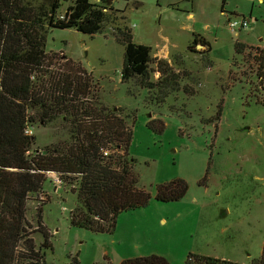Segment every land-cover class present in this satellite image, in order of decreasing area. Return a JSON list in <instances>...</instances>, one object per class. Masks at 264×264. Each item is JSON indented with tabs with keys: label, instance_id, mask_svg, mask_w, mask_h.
Wrapping results in <instances>:
<instances>
[{
	"label": "rangeland",
	"instance_id": "1",
	"mask_svg": "<svg viewBox=\"0 0 264 264\" xmlns=\"http://www.w3.org/2000/svg\"><path fill=\"white\" fill-rule=\"evenodd\" d=\"M51 1L22 3L41 13ZM89 1L106 8L103 28L93 36L41 21L46 42L43 65L31 76L32 98L39 103L62 94L56 90L63 80L87 77L86 97L75 102L114 109L131 126L133 173L150 199L119 213L113 231H88L69 223L77 200L71 187L60 183L54 190L56 175L46 174L43 191L26 200L25 237L12 264L37 263L43 235L51 243L43 250L45 264L73 258L79 264H120L150 255L184 264L189 253L256 263L264 239V107L256 104L261 92L254 64L233 57L235 42L264 47V0ZM72 2L61 0L56 18ZM228 19L248 20L247 27L232 33ZM118 27L129 29L137 45L150 46L156 62H168L177 75L175 90L121 83L124 46L113 35ZM150 67L156 81V63ZM40 115L37 108L27 109L32 121L24 132L34 137L31 150L71 138V115ZM150 119L163 123L161 133L150 129ZM175 180L187 185L183 198L155 199L157 185Z\"/></svg>",
	"mask_w": 264,
	"mask_h": 264
},
{
	"label": "trees",
	"instance_id": "2",
	"mask_svg": "<svg viewBox=\"0 0 264 264\" xmlns=\"http://www.w3.org/2000/svg\"><path fill=\"white\" fill-rule=\"evenodd\" d=\"M22 1L0 0V264L15 261L14 249L25 237L26 200L31 194L43 191L48 173L55 174L60 183L71 187L70 192L76 194L69 223L84 230L111 232L119 213L145 205L150 199L149 192L140 186L133 173L135 160L128 152L131 126L128 127L114 109L75 102L80 96L86 97L87 77L80 81L75 74L74 78L63 80L56 90L62 94H50V98L39 103L32 98L31 76L43 65L46 42L41 21L46 19L49 28H70L93 36L103 28L106 17L103 9L106 8L89 0H73L63 18L58 19L61 0H52L48 9L41 13L26 8ZM113 35L124 46L121 83L135 80L144 89L158 91L164 90L167 84L174 90L179 86L177 75L171 71L168 62H156L151 57V47L134 43L129 29L118 27ZM234 52V60L254 64L251 72L261 92L256 104L264 107V47L253 48L235 42ZM154 62L155 71L159 73L156 81L151 79L150 65ZM30 108H37L41 119L50 117L52 112L71 115V138L47 145L41 151L31 150L34 137L24 133L27 122L32 121L27 116ZM147 125L156 133L163 130V123L158 119H150ZM186 191V183L175 180L157 185L155 199L176 201L183 198ZM50 248L51 243L43 235L38 254L34 255L37 263L31 264H45L43 250ZM69 264H79V261L73 258ZM120 264L168 262L162 256L150 255L127 258ZM184 264L238 263L189 253ZM254 264H264V239L261 255Z\"/></svg>",
	"mask_w": 264,
	"mask_h": 264
},
{
	"label": "built area",
	"instance_id": "3",
	"mask_svg": "<svg viewBox=\"0 0 264 264\" xmlns=\"http://www.w3.org/2000/svg\"><path fill=\"white\" fill-rule=\"evenodd\" d=\"M63 17H60L62 19ZM247 21L245 19L237 20V19H228L227 20V28L230 32L234 33L237 32L240 29L247 27ZM26 131V130H25ZM25 133V132H24ZM27 133V132H26ZM25 133V134H26ZM105 154V153H104ZM49 174V173H48ZM52 179L54 180V190H56V186L60 185V180L56 176H52ZM40 199H42V195H39Z\"/></svg>",
	"mask_w": 264,
	"mask_h": 264
},
{
	"label": "crops",
	"instance_id": "4",
	"mask_svg": "<svg viewBox=\"0 0 264 264\" xmlns=\"http://www.w3.org/2000/svg\"><path fill=\"white\" fill-rule=\"evenodd\" d=\"M240 264V263H239Z\"/></svg>",
	"mask_w": 264,
	"mask_h": 264
}]
</instances>
